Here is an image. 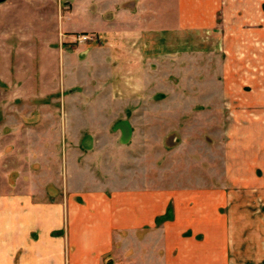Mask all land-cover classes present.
Masks as SVG:
<instances>
[{
  "label": "crops",
  "instance_id": "obj_1",
  "mask_svg": "<svg viewBox=\"0 0 264 264\" xmlns=\"http://www.w3.org/2000/svg\"><path fill=\"white\" fill-rule=\"evenodd\" d=\"M263 4V0H1L0 53L5 61L0 60L4 86L0 100L5 102L35 103L52 97L64 81L56 73L42 81L43 88L32 81L22 87L21 81H6L4 40L10 36L40 40L41 53L61 52L73 69L85 63L91 51H100L114 72L110 43L90 47L83 60L80 54L86 49L78 51L76 66L65 43L83 33L105 41L177 40L184 33L215 28L220 17L225 24L221 39H238L240 51L238 64L230 62L223 69L221 97L230 108L224 106L223 115L230 117L223 123L222 159L210 158L213 145L206 140V158L191 157L167 168V159L161 161V156L150 167L142 165L141 177L127 176L126 186L95 172L75 180L40 176L48 167L46 139L36 135L37 128L20 124L19 115H0V264H264ZM76 15L86 16V22H74ZM24 16L26 21L35 18V26L19 25ZM230 24L239 29L230 31ZM129 47L135 54L134 46ZM28 52L35 55L32 49ZM112 79L98 88L106 92L109 85L110 102L118 96V103L133 109L141 100L149 102L143 95L149 85L136 86L129 80L126 94L116 95L114 86L118 92L123 85ZM77 87L67 86L70 93ZM34 135L39 138H30ZM134 161L127 174L135 173Z\"/></svg>",
  "mask_w": 264,
  "mask_h": 264
},
{
  "label": "rangeland",
  "instance_id": "obj_2",
  "mask_svg": "<svg viewBox=\"0 0 264 264\" xmlns=\"http://www.w3.org/2000/svg\"><path fill=\"white\" fill-rule=\"evenodd\" d=\"M262 9L264 14V4ZM34 19L26 21L24 16L18 19V23L34 27ZM217 19L215 28L184 33L182 39L177 40L92 39L65 43L73 54V66L78 63V51L86 49L84 54H80L83 60L90 47H105L110 43L114 54V72L103 62L107 58L100 51H91L87 61L73 69L61 52L41 53L38 46L40 40L28 41L10 36L4 40L8 46L5 51L9 64L6 81H21V87L32 81L43 88L42 81L54 73L64 81L61 82L60 92L35 103L21 100L5 102L1 97L0 115H19L20 124L37 128L36 135L41 133L39 136L46 139L48 167L39 173L40 176L75 180L89 178L95 172L99 176L114 177V182L122 181L126 186L127 176L141 177L142 165L146 163L150 167V162L161 156V161L167 159V168L191 157L206 158L203 151L206 140L213 145L210 158L221 160L223 123L230 117L223 115V69L230 62L232 66L238 64L240 50L238 39H221L225 24L221 23L220 17ZM86 20L83 15L73 16L74 22L84 23ZM229 26L232 27L230 31L235 27L239 29L237 24ZM262 27L264 35V24ZM133 30L138 28L133 25ZM24 41L26 43L22 47ZM129 45L134 46L135 54L130 52ZM56 48L59 49L58 43ZM30 49L35 55L28 52ZM1 59L5 61L2 53ZM131 67L134 71L130 72ZM111 77L114 84L123 85L119 89L122 93L117 92L114 86L116 95L126 94L129 80H134L136 86L149 85L150 88L143 94L149 102L141 100L134 109L125 102L118 103V96H114V103L110 102L109 85L106 92L102 90L104 93L98 88L101 82ZM72 84L78 86L75 93H70L67 88ZM0 87L3 91L2 83ZM225 107L230 109L227 104ZM36 135L30 138H39ZM165 147L167 150L163 154ZM132 158L135 160V173L127 174ZM91 165L92 169L88 170ZM147 174L144 172V176L149 177ZM119 186H122L121 183Z\"/></svg>",
  "mask_w": 264,
  "mask_h": 264
},
{
  "label": "built area",
  "instance_id": "obj_3",
  "mask_svg": "<svg viewBox=\"0 0 264 264\" xmlns=\"http://www.w3.org/2000/svg\"><path fill=\"white\" fill-rule=\"evenodd\" d=\"M94 38V36L92 34H88V33H83V34H79L76 35L74 38V41H87V40H92Z\"/></svg>",
  "mask_w": 264,
  "mask_h": 264
},
{
  "label": "water",
  "instance_id": "obj_4",
  "mask_svg": "<svg viewBox=\"0 0 264 264\" xmlns=\"http://www.w3.org/2000/svg\"><path fill=\"white\" fill-rule=\"evenodd\" d=\"M1 1V0H0Z\"/></svg>",
  "mask_w": 264,
  "mask_h": 264
}]
</instances>
